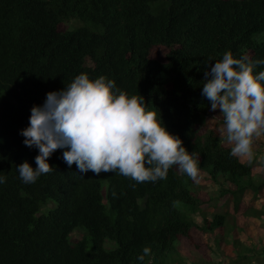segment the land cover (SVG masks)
<instances>
[{"label": "trees", "instance_id": "1", "mask_svg": "<svg viewBox=\"0 0 264 264\" xmlns=\"http://www.w3.org/2000/svg\"><path fill=\"white\" fill-rule=\"evenodd\" d=\"M160 49L168 50L163 60L155 58ZM226 51L264 60V0H0V264H168L177 242L201 252L194 230L215 233L230 218L226 211L208 221L206 200L178 166L166 179L137 183L117 173H81L60 149L48 160L50 173L24 183L17 168H36L39 155L20 134L31 109L82 73L142 96L219 187L218 206L230 197L238 213L248 198L258 199L264 180L255 182L254 167L231 155L209 124L218 111L202 95L205 72ZM260 71L264 65L255 67ZM251 205L242 216L261 223L263 207ZM229 241L245 264L252 252L264 255L261 242ZM145 247L150 254L141 261Z\"/></svg>", "mask_w": 264, "mask_h": 264}, {"label": "clouds", "instance_id": "2", "mask_svg": "<svg viewBox=\"0 0 264 264\" xmlns=\"http://www.w3.org/2000/svg\"><path fill=\"white\" fill-rule=\"evenodd\" d=\"M258 65L264 60L237 59L226 51L209 66L202 83L211 110L223 117L221 132L233 146L231 155L249 160L254 139L264 135V71L255 74ZM20 134L25 146L39 150L36 168L28 162L17 168L26 184L52 171L48 160L60 149H67L64 162L81 173H117L137 183L166 179L173 166L193 181L200 174L197 160L158 113L146 108L144 98L129 96L105 76L92 80L82 73L64 90L47 93L44 104L31 109L29 126ZM149 254L145 247L138 259Z\"/></svg>", "mask_w": 264, "mask_h": 264}, {"label": "rangeland", "instance_id": "3", "mask_svg": "<svg viewBox=\"0 0 264 264\" xmlns=\"http://www.w3.org/2000/svg\"><path fill=\"white\" fill-rule=\"evenodd\" d=\"M77 25L78 23H73V27H70L71 25L67 24L63 25V30H72L74 29V26ZM167 52V49H160L157 51V53H155V58L163 60L166 57ZM216 113L217 116L212 115V119H209V124H216L219 132L222 134L221 129L223 128V117L220 116L221 113L219 111ZM163 123L165 124V122ZM199 129L205 132L207 127L203 126ZM225 144L229 147H233L227 142ZM252 150L253 158L251 160L247 158H239L244 164L254 167L252 179L255 182L261 184V182L264 180V159H261L264 157V135L254 139ZM194 189L195 195L206 200V203H204L202 206V210L206 214L205 217L208 221L212 220V217L215 213L224 214L226 211L230 218L226 220L222 230H219L215 233L203 232L200 229L194 230V238L200 241L202 246L201 252H198L194 249V247L188 245L186 242H177L175 244V252L170 257L168 264H245L243 263L245 261H243L241 258H238L237 260L236 254L233 252V246L229 240H234L235 238H238V240L245 246H258V244L261 242V248L264 249V241H261V238L264 239V218L260 220V223L259 221L246 219L247 215H245V217L242 216L243 210L247 209V207H253V205H251L252 203H255L256 207L262 206L264 209V191L261 193V196L258 199L257 197H255L254 200L252 198H248L246 200L247 205L245 204V206L242 208L243 210L237 213L233 208V200L230 197L228 199L229 201L227 202L228 204H226L225 207L218 206V197L214 198L213 195L218 193L219 187L210 180L206 173L200 171L198 180L195 181ZM209 195L213 197V200L210 203ZM179 208L181 211H187L185 207ZM50 209L51 208H43L42 210H46L45 213L47 214ZM205 217L202 215L196 216V221L199 226H204ZM229 233L232 236L234 234L236 237H229L228 239L225 238L226 234L228 235ZM253 255H255L256 258H253ZM263 258L264 255L252 252L250 255L249 264H258V262H262ZM254 260H257L258 262Z\"/></svg>", "mask_w": 264, "mask_h": 264}]
</instances>
